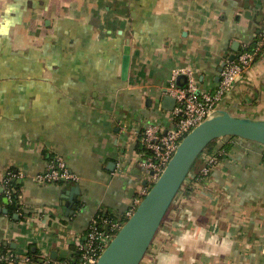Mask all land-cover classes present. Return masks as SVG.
Segmentation results:
<instances>
[{
	"label": "crops",
	"instance_id": "obj_1",
	"mask_svg": "<svg viewBox=\"0 0 264 264\" xmlns=\"http://www.w3.org/2000/svg\"><path fill=\"white\" fill-rule=\"evenodd\" d=\"M263 33L264 0H0V252L70 259L93 219L123 221L148 186L142 129L168 127L170 82L185 87L190 71L212 92L220 65ZM218 108L264 119V47ZM263 153L223 140L203 155L194 174L207 175L176 198L141 264H264ZM54 158L77 181L37 183Z\"/></svg>",
	"mask_w": 264,
	"mask_h": 264
},
{
	"label": "built area",
	"instance_id": "obj_2",
	"mask_svg": "<svg viewBox=\"0 0 264 264\" xmlns=\"http://www.w3.org/2000/svg\"><path fill=\"white\" fill-rule=\"evenodd\" d=\"M262 47H264V37L260 39L252 52H248L246 48H243L232 62H227L220 72L218 84L212 92L200 90L190 71L186 72L188 80L185 87L179 88L173 80L170 82L165 95L173 97L176 104L168 113L169 123L167 128L160 125H148L142 129V152L137 156V162L147 177L148 186L140 193V197L134 201L131 210L126 214V218L132 215L149 187L156 182L181 140L196 126L217 113L220 102L237 79L250 67ZM202 156L203 154L198 160ZM214 160V158H207L208 165H213ZM194 169L193 167L180 194L186 187L194 184ZM207 173V167L200 169L199 174L201 176L207 175ZM10 179L11 176L7 173L1 181L8 202L12 201L11 188L8 185ZM34 179L39 184H55L75 182L78 177L67 169L61 159L54 158L42 173L34 176ZM108 227L105 232L99 230L97 219H93L86 234L78 239L73 257L53 261L52 264H96L99 256L121 225L112 223ZM16 259L15 254L12 252L0 254V264H30L28 258ZM50 262L42 259V264H49Z\"/></svg>",
	"mask_w": 264,
	"mask_h": 264
},
{
	"label": "water",
	"instance_id": "obj_3",
	"mask_svg": "<svg viewBox=\"0 0 264 264\" xmlns=\"http://www.w3.org/2000/svg\"><path fill=\"white\" fill-rule=\"evenodd\" d=\"M237 49L235 46L233 51ZM234 58L232 54L228 61L232 62ZM129 62L130 48L125 46L121 64L123 79L127 76ZM225 65L226 62H223L218 68L217 80ZM175 104L173 97L165 96L162 99V108L165 110L171 111ZM225 138H237L264 146V119L237 117L226 110H218L214 116L192 129L178 144L156 182L149 187L132 215L121 225L96 264H141L198 158L213 141ZM77 192L78 185L75 184L66 204L68 212ZM55 257L56 254L51 255V258Z\"/></svg>",
	"mask_w": 264,
	"mask_h": 264
},
{
	"label": "trees",
	"instance_id": "obj_4",
	"mask_svg": "<svg viewBox=\"0 0 264 264\" xmlns=\"http://www.w3.org/2000/svg\"><path fill=\"white\" fill-rule=\"evenodd\" d=\"M264 37V33L263 34H261V37H260V39L261 38H263ZM255 45H254V47H247L246 48V50L248 51V52H252L254 49H255ZM243 50V49H242ZM241 50V51H242ZM258 55V54H257ZM255 59H256V57H255ZM223 140H228V141H233V140H240V139H237V138H225V139H220V140H216V141H213L208 147H207V149H205L204 150V152H203V155H207V154H210V153H212L213 152V148H214V146L218 143V142H220V141H223ZM249 143H251V142H249ZM251 144H254V145H257L258 146V144H255V143H251ZM224 147H223V149L224 150H226L227 148H228V145L227 144H225V145H223ZM260 146V145H259ZM198 161V160H197ZM262 162L264 163V153H263V156H262ZM197 163V162H196ZM196 167V164L194 165V168ZM192 174H193V172H192ZM194 176H195V174H193ZM201 177V175L200 174H196V176L194 177L195 179H198V178H200ZM8 185H9V187L11 188V199H12V201L9 203V205H8V209H9V211L11 212V213H14V212H16L17 211V200H18V190H19V187H20V183H17V182H15V181H12L11 179L9 180V183H8ZM189 189V188H188ZM97 219V222H98V227H99V230H101V231H103V232H105V231H107L105 228H104V225L106 226V225H110V224H112V223H118L119 222V224L120 225H122L126 220H127V218H124L123 219V221H118L117 219H114V218H96ZM87 232V231H86ZM86 234V233H85ZM84 234V235H85ZM8 248L7 247H5V248H3L2 249V251L0 252L1 254H4L5 252V250H7ZM4 252V253H3ZM12 252V251H11ZM12 253H14L15 254V256H16V260H18V259H21V258H28L29 259V263L30 264H42V258L37 254V253H34V252H31V251H28L26 254H16L14 251L12 252ZM52 262L53 261H51L49 264H52ZM1 264H5V263H1Z\"/></svg>",
	"mask_w": 264,
	"mask_h": 264
}]
</instances>
